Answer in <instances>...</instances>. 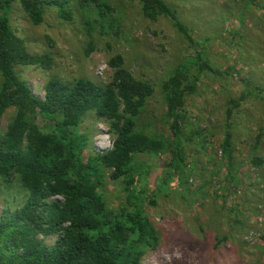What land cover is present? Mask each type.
I'll return each mask as SVG.
<instances>
[{
    "label": "rangeland",
    "instance_id": "1",
    "mask_svg": "<svg viewBox=\"0 0 264 264\" xmlns=\"http://www.w3.org/2000/svg\"><path fill=\"white\" fill-rule=\"evenodd\" d=\"M163 1L175 12L191 45L170 20L145 19L136 1L107 0L109 19L102 28L93 25L90 38L78 16L67 23L51 10L40 26L33 27L15 6L12 28L32 53H45L52 59L49 70H27L25 79L40 98L41 87L49 79L105 84L110 77L107 61L121 55L134 78L154 86L140 123L172 139L161 85L177 66L192 67L191 73L196 74L192 64L199 55L211 71L199 77L197 93L187 98L184 108L191 123L184 126L179 141L186 156L187 184L181 187L174 177L161 188L169 152L140 158L149 174L136 180L134 189L143 193L144 212L160 238L158 249L147 254L145 264H264V0ZM89 41L95 50L86 56ZM230 101L238 102V108L232 109ZM228 110L232 112L229 120ZM12 115L13 110H8L0 118L1 132ZM37 122L47 130L42 119ZM227 125L238 186L224 188L229 164L220 145ZM78 133L89 137L90 149L102 153L111 148L107 126L92 114ZM88 152L83 154L85 160ZM252 158L262 159L263 165L253 167ZM123 187L121 181L112 182L105 176L101 189L109 208L124 202ZM18 191L13 181L9 193L0 192V210L21 203ZM223 236L228 240L218 244ZM54 240L46 243L51 245Z\"/></svg>",
    "mask_w": 264,
    "mask_h": 264
},
{
    "label": "trees",
    "instance_id": "2",
    "mask_svg": "<svg viewBox=\"0 0 264 264\" xmlns=\"http://www.w3.org/2000/svg\"><path fill=\"white\" fill-rule=\"evenodd\" d=\"M120 1L138 2L142 16L149 21L170 20L192 44L163 0ZM15 6L33 27L40 26L51 10L67 23L78 16L88 38L93 25L102 28L111 13L107 0H0V118L13 110L10 122L0 131V192L9 193L16 181L21 195L17 207L0 210V264H145L147 254L158 249L160 238L144 212L143 193L134 189L135 181L149 174L140 158L169 152L161 188L174 177L181 187L187 184L186 156L179 141L184 126L191 123L184 108L187 98L197 93L199 77L211 69L198 55L192 64L196 74L191 73L192 67L177 66L161 85L165 121L172 135L167 139L152 133L148 123H140L154 86L134 78L121 55L107 61L110 77L105 84L49 79L41 87V98L33 94L25 72L49 70L52 59L45 53H32L27 41L12 28ZM94 50L89 41L86 56ZM230 104L232 109L239 105L236 101ZM89 114L107 126L112 141L109 150L90 149L89 137L78 133ZM231 114L228 110L227 120ZM38 118L47 130L38 124ZM220 148L229 164L223 186L237 187L230 125ZM85 151H89L87 160ZM251 164L260 168L263 160L252 158ZM105 176L124 185L125 200L116 208L107 206L102 192ZM50 238L55 240L48 245ZM227 240L223 236L217 243Z\"/></svg>",
    "mask_w": 264,
    "mask_h": 264
},
{
    "label": "clouds",
    "instance_id": "3",
    "mask_svg": "<svg viewBox=\"0 0 264 264\" xmlns=\"http://www.w3.org/2000/svg\"><path fill=\"white\" fill-rule=\"evenodd\" d=\"M101 139L106 140L107 138L106 137H102Z\"/></svg>",
    "mask_w": 264,
    "mask_h": 264
}]
</instances>
